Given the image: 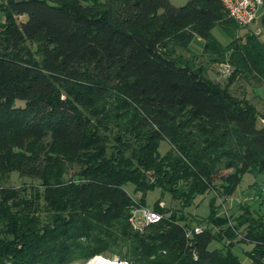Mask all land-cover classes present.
Wrapping results in <instances>:
<instances>
[{
	"label": "trees",
	"instance_id": "obj_1",
	"mask_svg": "<svg viewBox=\"0 0 264 264\" xmlns=\"http://www.w3.org/2000/svg\"><path fill=\"white\" fill-rule=\"evenodd\" d=\"M0 15V264H242L237 243L264 264V213L244 199L234 224L218 215L244 173L264 175V114L175 55L198 39L229 83L264 85L258 33L237 35L219 0H0ZM11 172L35 183L6 186ZM153 190L179 207L157 198L161 219L133 230ZM208 193L193 232L181 212Z\"/></svg>",
	"mask_w": 264,
	"mask_h": 264
},
{
	"label": "rangeland",
	"instance_id": "obj_2",
	"mask_svg": "<svg viewBox=\"0 0 264 264\" xmlns=\"http://www.w3.org/2000/svg\"><path fill=\"white\" fill-rule=\"evenodd\" d=\"M172 5L179 6L184 4L186 0H168ZM18 20H23V17H18ZM0 20H2V17L0 15ZM248 28L250 31L254 33H258L259 40L264 43V27L261 24L259 17H256L254 21L246 26L245 28H239V30L236 32L237 35H241L242 32L246 31L248 32ZM211 35L214 37V39L220 43L221 45H225L228 42L227 35L220 29L218 26H214L211 29ZM203 42L197 39H192L190 43L188 44V48L183 49H176L175 55L177 57L189 64H191L194 68L199 69L200 74L213 84H217L220 87L226 86L228 88V92L231 95H234L238 98H245L247 101H249L258 112V118L260 121H262V115L264 114V85L262 84H255L251 81H245L241 77H237L233 79L231 83H229V76L232 71V67L228 64V61L226 59L219 61V60H213V56L207 55L202 51ZM32 49H34V46H31ZM256 121V126H259L261 123L260 121ZM167 145L164 142H160L159 144V151L160 153H163L167 149ZM77 168L73 166L72 168H69L67 172L65 173L64 178L65 179H75L74 171ZM227 170H221L220 173H225ZM26 184L27 186H31V183H35V180H31L27 177H19L17 173L11 172L9 173L7 179L3 181V184L6 186H12V187H19L22 184ZM239 192H234L233 195H231V199L226 198L225 201L222 203L224 204L226 211H224L225 214H222V208H219L218 215H228L226 217V225L229 223L234 224V220L231 219V217H234L236 214L240 213L241 211L237 209L236 203L238 201L246 199L248 202H251L250 204L254 207H258V212L264 213V175L259 174L256 176H252L249 173H244L241 177L240 183L237 186ZM247 188H249V192H247ZM127 192L133 196L131 188L128 186L126 188ZM211 193V192H210ZM210 193H208L202 201L199 202L197 206L191 205L189 207L183 208L182 214L186 215V219L190 225L198 226L195 224V222L205 217L207 213V199L210 196ZM133 198H137L134 196ZM159 199L162 207L166 208L169 211H174L178 209L179 205L176 200L170 199L169 195L163 194L160 195L158 190L149 191L146 193L144 197L145 206L151 207L152 203ZM231 200V201H230ZM158 202V203H159ZM260 202V205L258 204ZM230 203V204H229ZM236 208V210H235ZM257 210V208H256ZM233 211V212H232ZM254 216V215H253ZM191 217L194 219L190 220ZM230 217V218H229ZM255 217V216H254ZM196 219V220H195ZM231 219V220H230ZM243 228L240 229V231ZM243 232H241L242 234ZM241 234L236 233L238 237H241ZM215 245V244H212ZM234 252L238 255L240 261L242 264H245L247 262V259L243 256V251L250 248L249 244H243V243H237L235 246H233ZM243 254V255H242ZM104 258L112 259V256H105ZM87 264V263H84Z\"/></svg>",
	"mask_w": 264,
	"mask_h": 264
},
{
	"label": "built area",
	"instance_id": "obj_3",
	"mask_svg": "<svg viewBox=\"0 0 264 264\" xmlns=\"http://www.w3.org/2000/svg\"><path fill=\"white\" fill-rule=\"evenodd\" d=\"M219 1L227 17L232 19L235 22V24L238 25L239 27L248 26L254 21L256 17H258V15L262 11H264V0H219ZM158 205L162 207L160 202L158 203ZM220 208H222L221 213L225 214L224 211H226V208L224 204H222ZM161 217L162 214L153 210L151 207L136 206L130 211V216L128 221L133 230L141 231L144 226L158 222L161 219ZM192 230L193 232H198L199 227L194 226ZM88 262H93V264H99V263L128 264V262L125 260H118L116 258L107 259L99 255L93 256L85 263Z\"/></svg>",
	"mask_w": 264,
	"mask_h": 264
},
{
	"label": "crops",
	"instance_id": "obj_4",
	"mask_svg": "<svg viewBox=\"0 0 264 264\" xmlns=\"http://www.w3.org/2000/svg\"><path fill=\"white\" fill-rule=\"evenodd\" d=\"M262 14H264V11H262L259 15H258V17L260 18V16L262 15ZM248 30H249V32H252V31H250V29L248 28ZM198 40V39H197ZM240 190H243V189H240ZM240 190H238V188L236 187V189H235V193L236 192H239ZM247 192H249L250 190H249V188H247V190H246ZM234 194V193H233ZM249 203H251V202H249ZM259 205H260V203H258ZM252 206V205H251ZM253 207V209L255 208H257V211H258V207H254V206H252ZM235 210H236V208H235ZM233 212V211H232ZM243 255V254H242ZM243 257H245V256H243ZM246 258V257H245ZM247 259V258H246ZM248 263V259H247V262L245 263V264H247Z\"/></svg>",
	"mask_w": 264,
	"mask_h": 264
},
{
	"label": "bare ground",
	"instance_id": "obj_5",
	"mask_svg": "<svg viewBox=\"0 0 264 264\" xmlns=\"http://www.w3.org/2000/svg\"><path fill=\"white\" fill-rule=\"evenodd\" d=\"M87 264H93V262H88ZM99 264H101V263H99Z\"/></svg>",
	"mask_w": 264,
	"mask_h": 264
}]
</instances>
